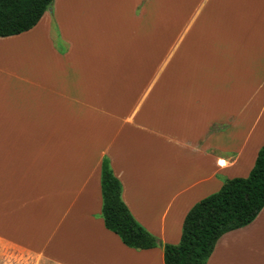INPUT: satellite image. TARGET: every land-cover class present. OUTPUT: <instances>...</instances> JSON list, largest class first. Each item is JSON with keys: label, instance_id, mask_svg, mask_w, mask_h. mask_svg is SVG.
Returning <instances> with one entry per match:
<instances>
[{"label": "crops", "instance_id": "obj_1", "mask_svg": "<svg viewBox=\"0 0 264 264\" xmlns=\"http://www.w3.org/2000/svg\"><path fill=\"white\" fill-rule=\"evenodd\" d=\"M262 146L264 0H54L0 37V264H165ZM104 157L160 245L105 226ZM206 264H264V207Z\"/></svg>", "mask_w": 264, "mask_h": 264}, {"label": "trees", "instance_id": "obj_2", "mask_svg": "<svg viewBox=\"0 0 264 264\" xmlns=\"http://www.w3.org/2000/svg\"><path fill=\"white\" fill-rule=\"evenodd\" d=\"M54 0H0V37L34 27ZM102 216L105 226L135 249L158 246V238L132 215L122 199V183L104 157L101 167ZM264 207V146L246 177L225 179L221 188L187 212L180 241L165 243V264H206L218 239L252 222Z\"/></svg>", "mask_w": 264, "mask_h": 264}, {"label": "rangeland", "instance_id": "obj_3", "mask_svg": "<svg viewBox=\"0 0 264 264\" xmlns=\"http://www.w3.org/2000/svg\"><path fill=\"white\" fill-rule=\"evenodd\" d=\"M60 42L62 43V41H60ZM158 244L160 245V242ZM163 251H164V249H163Z\"/></svg>", "mask_w": 264, "mask_h": 264}]
</instances>
